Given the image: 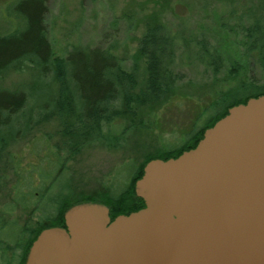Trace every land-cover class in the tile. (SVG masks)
<instances>
[{
    "label": "rangeland",
    "instance_id": "374dc122",
    "mask_svg": "<svg viewBox=\"0 0 264 264\" xmlns=\"http://www.w3.org/2000/svg\"><path fill=\"white\" fill-rule=\"evenodd\" d=\"M13 1L0 0V35L22 26L8 12ZM47 5V37L56 56L64 57L74 46H99L113 52L128 71L144 35L162 26L161 36L174 34L180 40L170 66L182 79L169 96L155 103H136L116 118L112 128L125 135L119 143L105 145L92 141L88 132L76 134L73 113L62 111L61 102L40 107L58 98V82H51L47 97L34 100L35 89H44L42 82H35L38 70L0 74V88L27 93L33 106L27 113L34 117L40 110L33 120L46 115L45 120L34 122L24 138L11 139L0 152V264H23L28 244L49 223L45 216L56 213V201L37 206L40 194L59 196L65 206L86 198L121 196L131 189L132 177L142 164L163 149L181 144L196 122L201 126L205 118L199 115L220 92L241 81L264 82L257 62L243 52L242 26L248 22L250 0H47ZM202 40L224 56L219 72L198 54ZM230 57L238 60V74L230 72ZM143 70L144 66L140 74ZM139 78L138 90L143 85V76Z\"/></svg>",
    "mask_w": 264,
    "mask_h": 264
},
{
    "label": "water",
    "instance_id": "95a60500",
    "mask_svg": "<svg viewBox=\"0 0 264 264\" xmlns=\"http://www.w3.org/2000/svg\"><path fill=\"white\" fill-rule=\"evenodd\" d=\"M145 206L69 207L25 264H264V94L228 110L178 157L148 161L135 183Z\"/></svg>",
    "mask_w": 264,
    "mask_h": 264
},
{
    "label": "trees",
    "instance_id": "16d2710c",
    "mask_svg": "<svg viewBox=\"0 0 264 264\" xmlns=\"http://www.w3.org/2000/svg\"><path fill=\"white\" fill-rule=\"evenodd\" d=\"M8 12L20 19L22 26L15 27L8 34L0 35V74L8 73L13 69L38 70L39 79L34 81L36 84L42 82L44 89L42 91L35 89L37 93H32L34 100L37 97H47L51 82L53 80L58 82L60 85L58 98L54 103L46 100L44 106L40 107L46 109L47 106L48 108L53 104L57 106L61 102L62 111L71 110L70 112L74 114L71 116L75 122V127L72 125V129L76 130V134L88 132L92 141H99L105 145L119 143V138L123 137L125 132L114 131L112 122L136 103H155L169 96L182 79V74L175 72L170 66L177 47L180 46V40L174 34L161 36L160 32L164 29L162 26H156L144 35L133 57V68L126 71L113 52L99 46H74L64 57L56 56L47 37L45 25V15L48 12L47 0H16L8 4ZM247 17L248 22L242 26L243 52L249 60L257 62L264 74V0H250ZM199 44L198 54L206 60L214 72H219L225 65L224 56L220 55L207 40H202ZM228 61L233 67L230 72L238 74L240 70L238 60L230 57ZM142 66L144 70L140 74ZM141 75L143 85L138 90L140 86L138 77ZM263 94L264 82L258 83L254 80L238 82L224 92H220L207 107L206 112L199 115V119L205 118L200 127H197L200 122H196L195 126L184 134L181 144L163 149L152 159L175 158L184 151L194 148L202 139L205 130L224 117L231 107L246 103L251 97ZM30 105L33 107L24 90L0 88V152L11 139L24 138L34 127V122L36 125L46 119L44 115L43 119L33 120L40 110L38 109L32 117L26 112ZM146 163L142 164L132 177L130 190L125 191L121 196L92 199L109 206L112 219L118 213L129 214L145 206L144 200L136 195L135 183L144 174ZM40 195L37 199L38 207L43 201L50 205L54 201L59 203L56 213L45 216L49 223L43 224V229L54 226L64 227L66 207L91 200L86 198L65 206V200L61 201L59 196L51 197L47 193ZM125 195L128 197H123ZM134 195L136 200H133ZM30 244L25 249L23 264Z\"/></svg>",
    "mask_w": 264,
    "mask_h": 264
},
{
    "label": "flooded vegetation",
    "instance_id": "af4514ba",
    "mask_svg": "<svg viewBox=\"0 0 264 264\" xmlns=\"http://www.w3.org/2000/svg\"><path fill=\"white\" fill-rule=\"evenodd\" d=\"M120 214H122V213H120ZM120 214H118V215H120ZM60 227H63V226H60ZM34 240H35V239H34ZM34 240H33V241H34ZM33 241H32V242H33ZM19 242H20V241H19ZM31 244H32V243H31ZM31 244H30V246H31ZM24 245H25V244H24ZM24 245L21 247V250L24 249V247H25ZM30 246H29V248H30ZM29 248H28V251H29ZM28 251H27V253H28Z\"/></svg>",
    "mask_w": 264,
    "mask_h": 264
}]
</instances>
